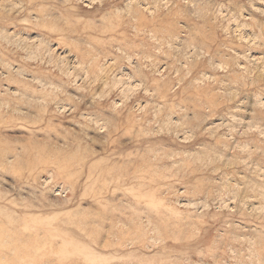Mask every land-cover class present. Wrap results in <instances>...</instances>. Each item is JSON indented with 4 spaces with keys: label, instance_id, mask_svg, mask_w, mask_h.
<instances>
[{
    "label": "rangeland",
    "instance_id": "obj_1",
    "mask_svg": "<svg viewBox=\"0 0 264 264\" xmlns=\"http://www.w3.org/2000/svg\"><path fill=\"white\" fill-rule=\"evenodd\" d=\"M0 161V264H264V0H0Z\"/></svg>",
    "mask_w": 264,
    "mask_h": 264
},
{
    "label": "bare ground",
    "instance_id": "obj_2",
    "mask_svg": "<svg viewBox=\"0 0 264 264\" xmlns=\"http://www.w3.org/2000/svg\"><path fill=\"white\" fill-rule=\"evenodd\" d=\"M33 155H34V154H33ZM38 155H39V156H37V158L34 159L35 161L38 160L39 158L41 159V158L44 156L43 154H42V155H41V154H38ZM52 155H54V154H52ZM58 155H59V154H58ZM58 155H57V154L54 155V158L56 159L55 162H57V163H59V162L61 161V160H59V159H62V158H60V156H58ZM29 158H30V157H29ZM29 161H30V160H29ZM65 162H66V161H65ZM29 163H32V162L30 161ZM29 165H30V164H29ZM62 166H64V165H63V164H60V165H59V167H62ZM0 167H1V168H5V167H6V165H5V163H4L3 161H0ZM64 167H65V166H64ZM62 168H63V167H62ZM6 170H7V169H6ZM115 180H116V179H115ZM113 182H115V181H113ZM113 182H112V183H113ZM102 190H105V188L102 187ZM9 217H10V216H9ZM9 217H8V218H9ZM12 217H13V216H12ZM17 219H18V218H17ZM0 221H1V219H0ZM13 221H14V220H13ZM17 221H18V220H17ZM23 221H24V220H23ZM29 222H30V221H29ZM52 222H53V221H52ZM52 222H51V223H52ZM51 223H50V224H51ZM26 224H27V222H26ZM8 226H9V225H8ZM27 227H28V226H27ZM11 229H12V228H11ZM16 229H17V228H16ZM29 229H31V226L29 227ZM34 230H35V229H34ZM38 230H39V229H38ZM16 231H17V230H16ZM8 232H9V231H8ZM12 232H13V231H12ZM12 232H11V233H12ZM5 233H6V231H5ZM14 233H15V232H14Z\"/></svg>",
    "mask_w": 264,
    "mask_h": 264
}]
</instances>
